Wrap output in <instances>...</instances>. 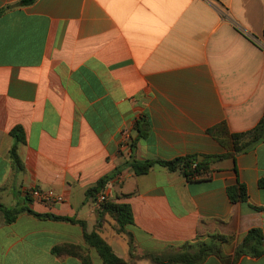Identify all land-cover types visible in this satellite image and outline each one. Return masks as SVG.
Segmentation results:
<instances>
[{
    "label": "crops",
    "instance_id": "crops-1",
    "mask_svg": "<svg viewBox=\"0 0 264 264\" xmlns=\"http://www.w3.org/2000/svg\"><path fill=\"white\" fill-rule=\"evenodd\" d=\"M20 1L0 0V206L86 226L28 212L7 224L0 209V264H83L52 249L86 246V231L130 264H161L152 257L210 242L228 261L211 255L201 264H264V256L234 263L251 229L264 234V142L215 163L207 181L161 166L136 176L127 165L226 154L209 129L225 122L241 133L259 124L264 0ZM124 131L134 150L122 148ZM103 177L108 199L131 208L123 233L110 216L98 220L96 199H86ZM237 183L247 202L230 201ZM35 189L62 200L38 201ZM91 257L104 264L95 249Z\"/></svg>",
    "mask_w": 264,
    "mask_h": 264
},
{
    "label": "trees",
    "instance_id": "trees-1",
    "mask_svg": "<svg viewBox=\"0 0 264 264\" xmlns=\"http://www.w3.org/2000/svg\"><path fill=\"white\" fill-rule=\"evenodd\" d=\"M34 0H22L18 4L19 6H28L33 4ZM2 11H0L1 14ZM210 134L222 147L227 150L226 154L207 156L205 160L199 161V157L196 155H188L179 157L174 160H130L127 165L132 168L136 176H142L148 174L155 166H161L170 172L180 171L189 181H207L213 177L214 169L213 165L224 159L232 158L235 160L236 156L242 153H246L260 143L264 142V116L259 124L246 132L234 133L231 132L227 123L223 122L208 130ZM12 135L16 138L17 142H24L25 138L21 129H16L12 132ZM143 137V135H140ZM135 148V142L132 143V150ZM17 147L14 146L12 150V157L14 162L18 163V157L16 153ZM110 181V177L101 178L97 184L86 192V199H97L98 195L105 191ZM259 186L264 188V179H261ZM228 195L232 203L247 202L248 191L247 188L237 183L233 187L228 188ZM254 210H260L259 208L252 207ZM5 216L7 224L13 223L17 217L23 213L28 212L31 215L40 218H50L59 221H67L75 224H80L85 228L86 223L76 219L67 217H56L53 215H42L32 211L29 208L8 209L0 206ZM106 215L110 216L118 225L119 233L125 231V227L133 223V214L129 205L118 204L105 200L98 208V220L103 219ZM218 242L229 244L231 238L214 235L211 237ZM86 246L74 245V244H59L52 249V254L64 258L67 256L76 257L83 264H94L91 257V249H95L104 264H130L126 260L120 258L113 250L111 245L99 235L97 232L88 233L85 232ZM216 255L223 259L226 263L228 258L223 256L222 248L215 242L199 243L194 246H185L181 252L171 255L167 258L152 257L154 261L161 262V264H201L209 256ZM242 256H251L260 258L264 256V234L261 229H251L244 237L243 241L237 247L234 257V263L238 261Z\"/></svg>",
    "mask_w": 264,
    "mask_h": 264
},
{
    "label": "built area",
    "instance_id": "built-area-1",
    "mask_svg": "<svg viewBox=\"0 0 264 264\" xmlns=\"http://www.w3.org/2000/svg\"><path fill=\"white\" fill-rule=\"evenodd\" d=\"M122 143L123 149L130 148L132 146V139L128 131L123 132ZM30 194L34 199L46 204H52L62 200L61 197L56 196L53 192L42 191L40 189L32 190ZM107 199L108 197L106 194L102 192L100 195H98L96 202L98 203V206H100Z\"/></svg>",
    "mask_w": 264,
    "mask_h": 264
},
{
    "label": "water",
    "instance_id": "water-1",
    "mask_svg": "<svg viewBox=\"0 0 264 264\" xmlns=\"http://www.w3.org/2000/svg\"><path fill=\"white\" fill-rule=\"evenodd\" d=\"M201 159L203 160V159H204V157H201Z\"/></svg>",
    "mask_w": 264,
    "mask_h": 264
}]
</instances>
